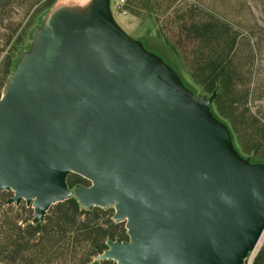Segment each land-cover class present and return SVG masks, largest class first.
Segmentation results:
<instances>
[{"label":"water","instance_id":"obj_1","mask_svg":"<svg viewBox=\"0 0 264 264\" xmlns=\"http://www.w3.org/2000/svg\"><path fill=\"white\" fill-rule=\"evenodd\" d=\"M54 3L0 95L5 204L30 206L32 224L72 197L113 208L128 239H108L96 261L243 264L264 231V163L238 154L210 112L216 92L195 98L110 0L83 16Z\"/></svg>","mask_w":264,"mask_h":264},{"label":"rangeland","instance_id":"obj_2","mask_svg":"<svg viewBox=\"0 0 264 264\" xmlns=\"http://www.w3.org/2000/svg\"><path fill=\"white\" fill-rule=\"evenodd\" d=\"M48 1L0 0V64L25 27L28 33L13 64L21 53L29 50L32 34L41 26V17L48 9L37 16L34 13L43 10ZM114 19L131 39L141 42L170 66L197 99L208 98L213 92L217 96L218 91L216 88L211 94L205 92L195 83L192 73L210 58L220 61L233 84L220 104L231 114L237 133L230 121L218 112L216 96L210 112L228 128L233 146L241 157L264 163V0H131L128 14L114 16ZM193 25L210 29L207 32L199 29L198 37L188 31ZM239 138L245 146L255 149L254 152L247 154ZM88 185L87 181L84 186ZM11 195L7 193L6 198ZM16 208L14 206L12 215L19 212ZM28 208L32 212V208ZM2 210L4 207L0 206V212ZM20 212L21 218L30 214ZM262 249L264 231L243 264H253ZM19 264L38 263L26 260ZM260 264H264V258Z\"/></svg>","mask_w":264,"mask_h":264},{"label":"trees","instance_id":"obj_3","mask_svg":"<svg viewBox=\"0 0 264 264\" xmlns=\"http://www.w3.org/2000/svg\"><path fill=\"white\" fill-rule=\"evenodd\" d=\"M55 1L49 0L45 8L35 12L34 16L48 9ZM27 29L25 27L21 31L0 64V95L12 71L15 55L24 45ZM199 29L207 32L210 27L200 28L193 25L188 31L199 37ZM192 76L195 83L209 94L217 88L216 108L230 121L233 130L237 133V126L231 114L226 112L227 110L220 104L221 99L227 97L233 87L227 68L215 58H210L202 67L197 68ZM239 140L247 154L254 152L255 149L245 146L241 138ZM67 182L70 187H73L76 184L84 185L87 181L75 174H70ZM7 193L9 192H0L2 198L0 206L4 207V210L0 212V264H19L26 260L38 264H115L113 261H96L95 258L107 248L108 239H128L124 224L115 223L111 219L114 212L112 208L94 207L86 210L81 208L77 200L72 197L56 204L51 211L49 209L43 222L32 224L33 211L31 212L22 203L18 206L6 205ZM14 206L20 210L12 215ZM20 211L30 214L21 218ZM263 258L264 249L258 253L253 264H260Z\"/></svg>","mask_w":264,"mask_h":264},{"label":"bare ground","instance_id":"obj_4","mask_svg":"<svg viewBox=\"0 0 264 264\" xmlns=\"http://www.w3.org/2000/svg\"><path fill=\"white\" fill-rule=\"evenodd\" d=\"M90 1L91 0H58L54 3V7L52 6L51 12H54L58 8L68 7L79 16H83L84 14L82 13L87 10Z\"/></svg>","mask_w":264,"mask_h":264},{"label":"built area","instance_id":"obj_5","mask_svg":"<svg viewBox=\"0 0 264 264\" xmlns=\"http://www.w3.org/2000/svg\"><path fill=\"white\" fill-rule=\"evenodd\" d=\"M131 0H110V9L116 17H124L128 14Z\"/></svg>","mask_w":264,"mask_h":264}]
</instances>
